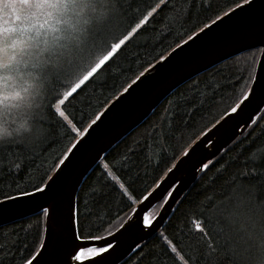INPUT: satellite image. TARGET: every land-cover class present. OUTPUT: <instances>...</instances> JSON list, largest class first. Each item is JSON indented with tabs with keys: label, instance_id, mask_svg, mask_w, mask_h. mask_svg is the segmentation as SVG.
<instances>
[{
	"label": "snow or ice",
	"instance_id": "obj_1",
	"mask_svg": "<svg viewBox=\"0 0 264 264\" xmlns=\"http://www.w3.org/2000/svg\"><path fill=\"white\" fill-rule=\"evenodd\" d=\"M257 7V0H180L179 6L175 0L146 4L144 0L140 4L136 0H0V218L35 217L38 227V239L32 246L23 245L19 264H117L121 259L123 264H142L143 236L113 259L122 238L134 233L155 234L168 264H264V142L257 143L264 138V75L243 74L249 63L264 69V11L260 43L243 50L249 55L245 67L238 69L242 74L233 81L235 99L212 126L218 131L217 125L222 127L228 118L251 109L247 121L237 126L239 137H234L246 155L224 186L212 196L190 201L182 226L172 236L158 231L161 217L148 211L153 200L164 209L173 199V191L156 193L177 167H168L177 154L183 163L202 143H210V137L196 140L204 134L203 128L196 133L192 123L185 121L183 130L175 123L181 111L190 120L203 106L201 84L193 80L186 92L167 101L158 122L143 133L146 140L164 139L172 151L171 156L160 154L156 167L163 165L166 172L153 180L155 188L137 187L124 178L128 154L123 159L105 157L97 166L104 180L100 200L84 199L81 208L80 197L70 196L64 234L57 231L62 219L57 182L108 110L96 111L87 123L83 114L78 119L75 110L70 111L87 85L95 83L160 13H169L181 28L188 26L187 39L181 36L183 43L172 49L178 55L213 26ZM201 9L207 13L202 21ZM171 57V53L158 54V62L164 65ZM154 69L149 63L121 86L120 96L130 94ZM9 109L20 110V117L9 122ZM53 125L68 143L34 175L32 165L51 145ZM212 163L202 162L199 171L205 172ZM104 189L117 192L115 207L101 203ZM5 248L0 242V251Z\"/></svg>",
	"mask_w": 264,
	"mask_h": 264
},
{
	"label": "trees",
	"instance_id": "obj_2",
	"mask_svg": "<svg viewBox=\"0 0 264 264\" xmlns=\"http://www.w3.org/2000/svg\"><path fill=\"white\" fill-rule=\"evenodd\" d=\"M140 2L141 0H136V4H140ZM147 2L148 0H144L145 4ZM209 2H212V0H209ZM179 4L180 0H175V6H179ZM206 15L207 13L201 9L200 21L204 20ZM169 16V13H160L155 20L150 21L146 26V30L133 39L128 48L115 60L111 67L102 73L95 83L87 85L85 91L72 102V108L70 109V111L75 110L78 119L83 114L85 123L89 122L96 111H102L120 94L122 91L121 86H126L127 83H130L131 79H134L135 75L148 66L149 63L155 64L158 61V54L167 55L175 48L177 42L183 43L180 39L181 36H183L184 40L187 39L186 29L188 26L185 25L184 28H181L179 24L171 21ZM212 18L214 19L215 17L213 16ZM200 21L196 22L199 23ZM208 22L210 23V21ZM195 31L198 32L199 27H196ZM248 55L245 52L227 60L177 88L141 125L110 149L98 165L104 162L105 157H120L123 159V154H128L129 163L124 172V178L130 182H135L137 187L150 185L149 190L151 191L155 187L152 183L153 180H159L166 172V168L163 165H161V168L156 167L161 152H167L171 156L172 151L168 143L162 138H157L155 142L146 140L143 137L145 130L150 125L158 122L167 105V101L172 99L173 96L186 92L188 86L195 80L200 82L201 92L204 93L201 97L203 106L192 115L190 120L181 111L176 117L175 123L183 130L185 121H187L194 124V132H200L201 128L205 132L215 124L225 109L230 108L232 101L235 99L233 81H235L237 75L242 74L238 69L245 67ZM258 57L259 55L256 56V60H258ZM255 66L256 64L251 65L249 63L243 74L245 76H253ZM113 85L115 86L113 87ZM235 92L238 94L239 89H235ZM204 125H207V128ZM177 137H179V133H177ZM198 137L196 136V139ZM261 142H264V138L257 141V143ZM67 143L68 141L63 139L62 131L53 125L51 128V145L42 156L35 160L32 165L33 174H38L36 170L39 166L50 165L54 156L59 155ZM243 147V145L238 147L236 140L212 160L213 163L209 166V169L199 175L197 180L178 201L173 213L160 231H165L169 236L177 234L176 229L182 226L181 221L184 218L189 202L202 200L205 196H212L238 170L244 155H246V152L242 154L241 149ZM129 149L132 150L131 153H129ZM179 157L180 155L177 154L176 160ZM176 160L169 163L168 167H171ZM97 166L91 171L78 191L77 195L80 197L81 208H83L84 199L100 200L101 198V185H103L104 180L101 178L100 170ZM49 175H52V173L50 172ZM103 194L104 199L101 203H107L111 207H115L119 200L117 192L104 189ZM37 234L38 227L35 217L0 227V237L3 238L0 242L6 244V248L0 251V264H19L23 245L26 243L30 246L34 245L38 239ZM104 234L106 235V233ZM144 245L146 255L142 264H168L160 251L155 235L145 241ZM32 250V247L28 249V251ZM23 254L27 255V252ZM120 264H123V262Z\"/></svg>",
	"mask_w": 264,
	"mask_h": 264
},
{
	"label": "water",
	"instance_id": "obj_3",
	"mask_svg": "<svg viewBox=\"0 0 264 264\" xmlns=\"http://www.w3.org/2000/svg\"><path fill=\"white\" fill-rule=\"evenodd\" d=\"M257 5L254 10L239 13L231 21L222 23L220 27L213 26L208 35L201 34L195 43L189 42L185 45L184 51L178 55L171 50L165 55L172 54L166 64L161 65L157 61L154 64L155 69L148 74L143 83L139 86L134 85L130 94L125 93L123 96L119 94V100L114 98L109 103L111 106L108 104L105 107L108 110L102 116V121L98 122V126H93L94 130H90V135L86 137V141L72 158V163L57 182V200L62 211V219L57 226L58 233L64 234L67 225L69 197L78 194L85 179L110 149L141 125L177 88L221 63L245 53L243 50L249 45L260 43L264 0H257ZM259 60L260 57L257 61ZM257 74L264 75V69L259 63L255 66L253 76ZM105 108L101 112H104ZM250 112L251 109H246L238 116L233 115L228 118L227 123L222 122V127L217 125L218 131L212 125L196 139L200 142L210 137V143H202L191 158H184L183 163L179 162L181 157L176 160L174 164H177V167L164 178L162 187L156 193L159 194L165 189L173 191V199L169 201V206L157 213L161 217L158 231L168 221L181 197L202 173L199 171L201 163L214 160L237 140L234 139L239 137L237 126L247 121ZM157 204L153 200L148 211L150 212ZM19 220L22 219L16 215L5 216L0 218V227ZM154 235L134 233L122 238L121 246L113 259L120 257L128 245L139 240L141 236L144 237L141 241L144 243ZM122 262V259L118 260L117 264Z\"/></svg>",
	"mask_w": 264,
	"mask_h": 264
},
{
	"label": "rangeland",
	"instance_id": "obj_4",
	"mask_svg": "<svg viewBox=\"0 0 264 264\" xmlns=\"http://www.w3.org/2000/svg\"><path fill=\"white\" fill-rule=\"evenodd\" d=\"M23 11H27V9H24ZM11 114L8 116V120L9 122H11L13 119H18L20 117V110L17 109H9L8 110ZM160 206L159 204L155 205L150 212H154L155 214H157L160 210Z\"/></svg>",
	"mask_w": 264,
	"mask_h": 264
}]
</instances>
